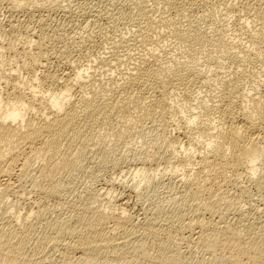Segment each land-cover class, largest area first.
I'll return each mask as SVG.
<instances>
[{
	"label": "bare ground",
	"instance_id": "bare-ground-1",
	"mask_svg": "<svg viewBox=\"0 0 264 264\" xmlns=\"http://www.w3.org/2000/svg\"><path fill=\"white\" fill-rule=\"evenodd\" d=\"M76 1L0 0L8 14V29L0 21V264H51L52 251L58 252L55 260L60 264H264V207L262 212L252 207L251 189L239 185L242 179L264 189V176H256L264 164V0H127L126 8L115 5L108 18L110 23L122 18L134 30L130 29L129 38L109 41L108 49L105 41L94 40L91 31L57 47L55 31L74 24L70 26L73 21L68 24L63 17L51 27L49 21L54 18L49 12L88 15L91 1ZM148 2L159 10L154 11L157 14ZM229 14L234 18L229 17L231 29L246 39L244 47L224 39L225 23H219L216 32L212 29V40L200 27ZM161 27L176 45L194 53L196 48L209 47V53L216 52L214 57L236 66L231 68L232 76L228 74L215 93L211 90L213 95L204 94L210 83L205 71L194 66L197 62L160 61L159 52L151 51L158 41L153 32ZM136 46L143 47L144 54L141 50L133 57L131 50L119 55L120 49ZM212 54L207 53L206 59ZM5 55L10 64L4 62ZM54 62L64 69H50ZM122 64L126 67L118 76L102 80L101 73ZM249 64L258 67L259 80L251 81L252 77L246 89V83L240 82ZM20 71L28 77L22 78ZM179 97L207 117L198 122L194 118L201 116L195 115L184 125L178 124L184 141L164 135L187 110H182ZM130 120L135 136L156 127L163 133L161 143L176 149L170 157L162 156L174 168L169 202L138 222L126 214L123 205H111L110 190L85 187L84 194H78V205L48 208L43 199L60 196L80 162L100 168L112 158L106 149L111 143H104L102 131L108 130L118 144L124 138L121 125ZM139 184L128 188L134 191ZM28 189L40 198L25 213L14 214L10 206L17 199L10 203L8 198L22 196ZM99 196L110 202L97 205ZM241 202L250 204L249 208L243 209ZM160 230L169 238L159 237ZM179 242L197 248L201 257L185 254Z\"/></svg>",
	"mask_w": 264,
	"mask_h": 264
},
{
	"label": "rangeland",
	"instance_id": "rangeland-1",
	"mask_svg": "<svg viewBox=\"0 0 264 264\" xmlns=\"http://www.w3.org/2000/svg\"><path fill=\"white\" fill-rule=\"evenodd\" d=\"M60 2L61 4H62V2L64 3V4H66V0H48V2L49 3H51V2ZM75 1L76 0H72V2L71 3H75ZM78 1V0H77ZM76 1V2H77ZM80 1H83V0H80ZM89 1H91L90 2V6H92L91 8H92V10L88 13V15L86 16V15H84V16H77V13L75 12V15H74V13H73V15L72 14H70L69 15V13L68 12H66V13H64V12H62L61 10H57V9H55V10H50V12H49V15L52 17V18H54L53 19V21H49V23H51L52 24V26L51 27H54L55 26V24H56V19L58 20V22L60 23V21H63L62 20V18L64 17V21H66L67 23L69 22V21H73L72 23H68L70 26H72L73 24H74V27L73 28H68V29H58V30H56L55 31V33H54V36H55V38H58L59 39V42L57 41L55 44L56 45H58L57 47H59V46H61L62 44H64V42H67L68 40L70 41V39H71V37H75V36H78L79 34L80 35H86V34H88V33H90L91 31H92V33H93V36H94V40H96V41H102V42H104L105 43V47H109L110 46V42H113L114 41V39H116L117 41H119V38L121 37V36H124V37H130L131 36V34L133 33V31L134 30H132L131 28H129L128 26H127V24H126V22H125V24H126V26L123 24L124 22V20H121V19H119V20H116V21H114L113 23H112V25H111V23H110V19L108 18L109 17V12L110 13H112L111 11L116 7V6H120V5H123V6H125V8L127 7L126 5H125V3L126 4H128L129 3V1H128V3H127V0L126 1H123V0H88V2ZM110 1H112V2H110ZM119 1V2H118ZM46 2H47V0H46ZM53 2L51 3V4H53ZM54 2V3H55ZM79 2V1H78ZM125 2V3H124ZM150 2V1H149ZM149 2H148V4H149ZM121 3V4H120ZM4 3L2 2V4H1V2H0V21L2 20V23H3V26H4V28H7L8 26H6V19L8 18V14L6 13V9H5V5H3ZM150 4H152L151 2H150ZM150 4L148 5V6H150ZM97 5V6H96ZM112 5V6H111ZM116 5V6H115ZM110 8H109V7ZM2 7V8H1ZM94 7V8H93ZM150 7H152V5L150 6ZM106 8V9H105ZM112 8V9H111ZM72 9H74V7H72ZM102 10V11H101ZM152 10H153V12L154 11H157L158 9L157 8H155V10L153 9V7H152ZM159 11V10H158ZM51 13V14H50ZM55 13V14H54ZM64 13V15H62ZM158 12H154V14H157ZM95 14V15H94ZM108 14V15H107ZM55 15V16H54ZM62 15V16H61ZM67 17H66V16ZM90 15V16H89ZM231 14H229V15H227V17H226V15L224 16H219V17H215V18H217V19H214V20H212L211 22H209V23H201L200 24V27L204 30V31H206V33L207 34H211L212 35V37H210L211 35H208L209 37H210V39L211 38H215V34H214V32H216V30H217V28L220 26V24L221 23H225L224 25H225V31L223 30V33H224V35H223V37H224V39H226L227 41H229V40H231V41H234V43L236 44V45H239L240 46V44H241V47H244L245 45H247V43H246V39H245V37L243 36V35H241V34H239L238 32H236L235 33V31H233L231 28L233 27V17H232V15L230 16ZM72 16V17H71ZM107 16V17H106ZM7 17V18H6ZM70 17H71V19H70ZM229 17H231V18H233V19H231V18H229ZM65 18H66V20H65ZM219 19V20H218ZM217 20V21H216ZM77 21V22H76ZM87 21V22H86ZM219 21V22H218ZM222 21V22H221ZM227 21V22H226ZM54 22V23H53ZM213 22H214V24H213ZM81 24V26H80V24ZM211 23V24H210ZM220 23V24H219ZM50 24V25H51ZM79 24V25H78ZM109 24H110V26H109ZM218 24V25H217ZM31 25H33V24H31ZM76 25V26H75ZM85 25V26H84ZM108 25V26H107ZM114 25V26H113ZM212 25V26H211ZM217 25V26H216ZM227 25V26H226ZM231 25H232V27H231ZM113 26V27H112ZM208 26V27H207ZM214 28V29H213ZM8 29V28H7ZM132 30V33H131V30ZM212 29H213V31L214 32H212ZM231 29V30H230ZM60 30V31H59ZM62 30V31H61ZM68 30V31H67ZM75 30H76V32H75ZM109 30V31H108ZM166 29H164V27H161V28H159V29H156V31L154 30V32H153V39H154V41H157V43L159 42V44H157L156 42H154L155 43V46H154V48L156 49H152L151 51H154V53H156V54H158V52H159V54H160V56H158V58H161V60L160 61H164L165 59H170V60H175V59H180V60H183V58H184V60L186 61H191L192 60V62H190V63H193L194 64V62L196 63V64H194V66H196V68L197 69H200L201 70V72H203V71H205V72H203L205 75H207V77H208V80H209V86L208 87H210V90H208L209 88L207 87V88H204V91L205 92H203L204 94H206V95H209L210 93H211V95H213L215 92L214 91H216L217 90V87L219 86V83L222 81V80H225V78H228V77H231L232 76V72L236 69L235 67V65H232V63H230V62H226V60H224L223 58H220L219 57V59H218V56L217 57H214V56H216L215 55V53L216 52H211L210 51V53L213 55V57H212V55L211 56H209L207 59H206V54L208 53V54H210L209 53V47H207V48H201L200 50L201 51H204V52H202L201 53V51L198 49V48H196L195 49V52L196 53H194V49H189V47H187V46H183V45H181V46H178V44L179 43H177V45H176V40L173 38V40H172V35H170V33L168 34L167 32H166V34H165V32L163 33V31H165ZM227 30V31H226ZM72 31H73V33H72ZM157 31H159V33H161L162 35H163V37L166 35L167 37H164V38H162V35L161 36H159L160 34L157 32ZM161 31V32H160ZM209 31V32H208ZM85 32V33H84ZM155 33H156V36H155ZM158 33V34H157ZM222 33V34H223ZM227 33V34H226ZM58 34V35H57ZM101 34V35H100ZM21 35V34H20ZM22 35H23V33H22ZM67 35V36H66ZM232 35V36H231ZM24 36V35H23ZM23 36H21V37H23ZM61 36V38H59V37ZM104 36V37H103ZM114 36V37H113ZM158 36V38H156ZM168 36H169V38H168ZM229 36V37H228ZM110 37V38H109ZM111 37H113V38H111ZM128 37V38H129ZM63 38V40H61ZM66 38V39H65ZM70 38V39H69ZM168 40H167V39ZM213 38V39H214ZM113 39V40H112ZM170 39V40H169ZM115 40V41H116ZM212 40V39H211ZM238 40H239V42H238ZM110 41V42H109ZM166 42V43H165ZM173 42V43H172ZM175 42V43H174ZM61 43V44H60ZM109 43V44H108ZM171 43V44H170ZM240 43V44H239ZM162 44V45H161ZM167 44V45H166ZM245 44V45H244ZM159 45V46H158ZM161 45V46H160ZM177 46V48H176V46ZM243 45V46H242ZM153 46V45H152ZM157 46V47H156ZM111 47V46H110ZM109 47V48H110ZM159 47V48H158ZM160 47H161V49H163V50H161L160 49ZM165 49H164V48ZM174 47V48H173ZM183 47V49H181ZM185 47V48H184ZM188 49H187V48ZM108 48V49H109ZM134 48V49H133ZM135 48H136V50H135ZM137 48H140V51H139V49H137ZM153 48V47H152ZM178 48H180V49H178ZM157 49H160V50H157ZM176 49V50H175ZM186 49V50H185ZM203 49V50H202ZM131 50L133 51L132 53H131ZM141 50H142V54H144L143 52L145 51L144 49H143V47H132V49H131V47H130V49L129 50H123V49H120V52H119V50H118V52L120 53L119 55H122V54H125L126 53V51H128L127 53H131L132 55L131 56H133L134 57V54L133 53H136L135 54V56L137 55V54H141V53H139V52H141ZM144 50V51H143ZM191 50H192V53H191ZM211 50V49H210ZM156 51V52H155ZM175 51V52H174ZM184 51V52H183ZM186 51V52H185ZM205 51H207L206 53H205ZM125 52V53H124ZM148 52V51H147ZM162 52H163V54H162ZM165 52V53H164ZM170 52V53H169ZM188 52H189V54H188ZM197 52H198V55H197ZM122 53V54H121ZM146 53V52H145ZM170 55H169V54ZM202 55H201V54ZM158 54V55H159ZM168 54V55H167ZM194 54V55H193ZM201 56H200V55ZM205 54V56H203ZM166 57H165V56ZM171 55H172V57H171ZM182 55H184V56H182ZM186 55V56H185ZM191 55V56H190ZM198 57H197V56ZM162 56V57H161ZM174 56H175V58H174ZM181 57V58H176V57ZM200 56V57H199ZM203 56V57H202ZM8 56L7 55H5V56H3V58L5 59V61L4 62H6V64L8 63V64H10V62H11V60L10 59H8L7 58ZM195 57V59H193ZM162 58H164V60L162 59ZM187 58V59H186ZM190 58H192V59H190ZM196 58H197V60H196ZM203 58V59H202ZM205 58V59H204ZM213 58H215L216 60H214ZM6 59H8L7 61H6ZM188 59H190V60H188ZM199 59V60H198ZM208 59H211V60H209L208 61ZM222 59L224 60L223 62H222ZM183 60V61H184ZM193 60H195V61H193ZM205 60V61H204ZM214 60V61H213ZM8 61H10V62H8ZM201 61V62H200ZM210 61H213V62H210ZM218 61V62H217ZM203 62H207L204 66L202 65V63ZM220 62H221V65H220ZM201 63V64H200ZM211 63V64H210ZM216 63V64H215ZM210 64V65H209ZM197 65H199V67H201V68H199ZM200 65H202V66H200ZM250 65V67L249 66H247L246 65V69L247 68H250V69H247L249 72H246V73H244L243 75H242V79L244 78V80L245 81H243L242 79H241V82L240 83H242L243 84V82H245L246 84H244V88H246V89H248V87H249V84L248 83H250L251 84V81H253V80H256V78H258L257 80H259V75H257V72L259 71V69H258V67L257 66H254V65H252V64H249ZM231 66H233V67H231ZM255 67V69H253V67ZM64 66H63V64H59L58 62H54V63H52L51 64V66H50V69H52V70H62V68H63ZM125 67H126V65L125 64H122V65H120L119 66V69H121V70H119V69H114V70H108V71H105V72H103V74L101 73V78H102V80H104V81H106L107 79L109 80V75L111 76V77H114L116 74H117V76H118V73H119V71H122V70H124L125 69ZM227 67V68H226ZM57 68V69H56ZM59 68V69H58ZM231 68H235L234 70L232 69L231 70ZM64 69V68H63ZM222 69V70H221ZM245 69V70H246ZM257 69H258V71H257ZM115 70H117V71H115ZM203 70V71H202ZM246 70V71H247ZM251 70V71H250ZM255 70V72L254 73H256V74H254L252 71H254ZM222 71V72H221ZM230 71V72H229ZM257 71V72H256ZM41 71H38L37 72V74L38 75H40L41 73H40ZM254 74L253 76H251L252 74ZM25 73V74H24ZM106 73V74H105ZM108 73V74H107ZM226 73V74H225ZM251 74L250 76L248 75L247 76V74ZM229 74V75H228ZM114 75V76H113ZM219 75V76H218ZM224 75V76H223ZM228 75V77H226ZM20 76L22 77V78H26V76L28 77V75L26 74V72L25 71H20ZM248 78H246V77ZM257 76V77H256ZM110 77V78H111ZM116 77V76H115ZM216 77V78H215ZM223 79H222V78ZM250 77V78H249ZM254 78V79H251V78ZM246 78V79H245ZM261 78V77H260ZM251 79V81H249ZM218 80H220L219 82H218ZM215 82V83H214ZM218 83V84H217ZM218 85V86H217ZM40 90V87H37L36 88V90ZM205 89H207V90H205ZM214 92H212V91ZM208 91H210L209 93H207ZM203 94V95H204ZM181 97H179V99H180ZM182 99V100H181ZM180 100H177L178 101V103H179V101H181V105H183V109L182 110H184V108L185 109H187L186 111H187V113H186V111L184 110L181 114L183 115L182 116V118H180L181 119V121H180V119H178V120H176V122H175V124H177V126H178V128L179 127H181L180 125H184L183 123H185V122H188V121H191V120H193V118H194V116L195 115H197L198 117H200L199 119H195L194 118V120L195 121H198V122H200L202 119L201 118H204L203 120H205V118H207V117H203L204 116V113H200L199 115H198V113L197 112H199V109L198 110H194L193 109V107L194 106H191L190 104L188 105L187 103H185V104H183L184 103V101H183V98H181ZM192 103H194V102H192ZM248 103V104H247ZM245 102L244 103V105L246 104V105H250L249 104V102ZM185 105V106H184ZM189 106V107H188ZM189 108V109H188ZM195 112H194V111ZM191 111V112H190ZM193 111V112H192ZM197 113V114H196ZM187 114H188V116H187ZM193 114V115H192ZM185 116V117H184ZM205 116H207V115H205ZM188 117H190V118H188ZM198 117H196V118H198ZM201 119V120H200ZM133 120V122H134V119H132ZM132 120H130V122L128 123V124H124V125H121V129H122V133H123V135H124V138L117 144V143H114L115 141H114V139H112L113 137H112V135L110 136V133H109V131L108 130H104V131H102V135L103 136H105V134H103V133H106V136L104 137V138H106V137H108V138H110L112 141H113V143H112V141L110 140V139H104L103 138V136H102V139L105 141L104 143L106 144V145H109L110 143V145L109 146H107L106 147V149H109L110 151L109 152H111V154H112V158L110 159V160H107V161H105L104 162V164H103V166H101L100 168L98 167H92L91 166V168H90V163H79V165H78V168H77V170H75L74 171V175L71 177V179L69 180V182H67V183H64L63 185V188H62V191H64L62 194H60L59 193V195L60 196H52V197H48V198H44L43 200H44V203H45V205H49L48 206V208H52V207H54L55 205L58 207V205H68V204H70V205H78V202H77V200H78V194L79 195H82V194H84V189H85V187H91V188H93V189H95V188H97V190H99V192L102 190V192L103 191H105V190H110V193H109V195L111 196V198L109 197V196H107V197H109L108 199H111V202L110 201H108L107 200V198H103V196L101 197V196H99V200H100V203L99 204H97V205H100V204H102V203H104L105 202V204H107V203H111V205L113 204L114 206H116L117 205V207H120L119 205H123V207H125V211H126V214H128L129 216H131V217H134V219L137 221L138 220V222L139 221H141L142 222V220L144 219L143 218V216L145 217V214L146 215H150L151 214V212H153V211H155V209L156 208H158V207H161L162 205H165L167 202H169V195H170V193H171V189H172V187L174 186L173 185V183L171 182L172 181V179L171 180H169L170 179V177H171V170H174V168H173V166L171 165V164H169V165H167V161L165 160V158L164 159H162V156H163V154L164 155H166L167 157H170L171 155H170V153H171V151H174V153H176V149H175V147H174V145H173V147L171 148L170 146H169V144H162L161 142L163 141L162 139H164V137H163V133H160V130L158 129V128H154L153 127V129H152V127H151V129L149 130V128H147V129H145V131L143 132V134L142 133H140V134H138V133H136V136H135V131H136V129L134 128V125L135 124H133L132 125ZM202 120V121H203ZM180 121V122H179ZM184 121V122H183ZM132 122V123H131ZM135 122H136V120H135ZM180 123V125H178ZM174 124V127L173 126H171L168 130V132H164V135L165 136H169V137H174V135H175V137H177L178 136V138L180 139V140H183L184 141V137L181 135V131L182 130H180V128L179 129H176L177 127H176V125ZM132 125V126H131ZM122 126H124L123 128H122ZM131 126V127H130ZM134 129H133V128ZM132 128V129H131ZM174 128V129H173ZM124 129V130H123ZM172 129V130H171ZM177 131H176V130ZM129 132L130 130V132L128 133L127 131ZM132 130H133V132H132ZM126 133H125V132ZM151 131V132H150ZM171 131V132H170ZM180 131V132H179ZM132 132V133H131ZM145 133H147V135L145 134ZM167 133H169L168 135H167ZM174 133V134H173ZM180 133V134H179ZM109 134V135H108ZM172 134V135H171ZM108 135V136H107ZM159 135V136H158ZM161 135V136H160ZM193 135L194 136H197V134H195L194 132H193ZM157 137V138H156ZM163 137V138H162ZM204 138H207V137H203V140H204ZM178 139V140H179ZM199 139H201L202 140V138H199ZM107 141L108 142H110V143H107ZM160 142V144H158L159 142ZM164 142V141H163ZM166 143V142H165ZM113 144V145H112ZM105 145V146H106ZM112 145V146H111ZM115 145V146H114ZM162 145V146H161ZM177 145V144H176ZM175 145V146H176ZM159 146H161V147H159ZM167 146V147H166ZM186 146H187V144H186ZM114 147H115V149H114ZM168 147H170V148H168ZM187 147H189V146H187ZM199 147V146H198ZM112 148V149H111ZM178 149V148H177ZM112 150V151H111ZM159 151H161V153H159ZM164 160H165V163H164ZM167 162V163H166ZM264 163V162H263ZM87 164V165H86ZM89 166V167H88ZM170 166H172L171 168H170ZM180 171H178V173H179ZM260 172V173H259ZM259 173V174H258ZM257 175H263L264 176V164H262L261 165V167L260 168H258V171H257V174H256V176ZM262 176V177H263ZM142 180V181H141ZM263 180H264V177H263ZM160 181V182H159ZM93 182V183H92ZM139 182H141L140 184H139ZM175 182V181H174ZM245 184H244V183ZM87 184V186H86V184ZM122 183H125V185L124 184H122ZM131 183H138L139 184V186L136 188V190L134 189V191L133 190H131L130 188H128V185L129 184H131ZM243 183V184H242ZM85 185L84 187L82 186V185ZM91 184V185H90ZM93 184V185H92ZM122 184V185H121ZM239 185H241V186H243V185H247L248 186V190H250L249 192H251L252 194H250V195H252L251 197H252V203H251V206L253 207L254 205H255V209H257V210H259L260 212H262V210H263V208L262 207H264V189L263 190H261V189H257V187L255 186V185H253V184H247V181L246 180H242L241 179V182L239 183ZM252 185V186H251ZM95 186V187H94ZM125 186V187H124ZM82 187V188H81ZM99 188V189H98ZM103 188V189H102ZM83 189V190H82ZM258 190V191H257ZM261 190V191H260ZM32 191V192H31ZM83 192V193H81L80 194V192ZM36 191H34L33 192V190H27L24 194H25V196H24V194L22 195V196H11L10 198H8V202L10 201V203H12L15 199H17L16 200V202H15V204H14V202L12 203V207L10 206V208H11V211L12 212H14V214L16 213H18V214H22V213H25L26 211V209L28 210V208L29 207H27L29 204L30 205H32V202H34L35 200H37V199H39L40 198V196L37 194V193H35ZM261 194V195H260ZM263 194V195H262ZM177 195H179V194H177ZM116 198H115V197ZM120 196V197H119ZM255 196V197H254ZM17 197V198H16ZM22 198V200H21V198ZM24 197V198H23ZM113 197H114V199H113ZM15 198V199H14ZM258 198V199H257ZM261 198V199H260ZM20 199V200H19ZM26 199V200H25ZM35 199V200H34ZM19 200V201H18ZM27 201V202H26ZM113 201V202H112ZM20 202V203H19ZM102 202V203H101ZM124 202H125V204H124ZM21 204V205H20ZM248 203H244V202H241V205H242V208L243 209H248L249 208V205H247ZM13 205H14V207H13ZM18 205V206H17ZM26 205V206H25ZM29 205V206H30ZM17 206V207H16ZM55 206V207H56ZM27 207V208H26ZM60 207V206H59ZM262 208L261 210L259 209V208ZM24 210V211H23ZM53 213H54V211H53ZM53 213H51V215H54ZM157 215H159V214H156V216ZM142 219V220H141ZM138 228L139 229H144V227L143 226H138ZM158 236L159 237H161L162 239H168L169 238V236L167 235V233L166 232H164L163 230H160L159 231V233H158ZM187 243V245H185ZM186 243H184V242H179L178 244V246H180V245H182V246H180V249L181 250H183L184 251V249H185V254H188L189 252L193 255V256H195V257H198L199 258V256L201 257V252H199V250L196 248V250H194V248H192V249H190V248H188L187 246H188V242H186ZM184 248V249H183ZM188 250V251H187ZM191 250H192V252H191ZM56 251H52V252H50V255H51V253L53 254V255H51V256H54L53 258L51 257V256H49V257H51L50 258V260L52 261L53 260V262H51V264H60V262H59V259H56L55 260V258H57L58 257V252H56ZM188 252V253H187ZM195 252L197 253V255L195 254ZM200 253V254H199ZM56 256V257H55ZM58 260V261H57ZM56 262V263H55ZM46 263H48V262H46Z\"/></svg>",
	"mask_w": 264,
	"mask_h": 264
}]
</instances>
